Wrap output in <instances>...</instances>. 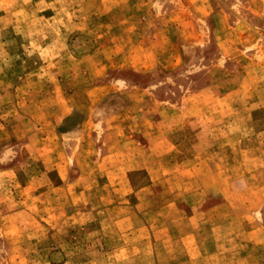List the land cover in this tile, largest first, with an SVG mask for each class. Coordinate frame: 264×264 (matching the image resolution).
Returning <instances> with one entry per match:
<instances>
[{"label": "rangeland", "instance_id": "1", "mask_svg": "<svg viewBox=\"0 0 264 264\" xmlns=\"http://www.w3.org/2000/svg\"><path fill=\"white\" fill-rule=\"evenodd\" d=\"M0 264H264V0H0Z\"/></svg>", "mask_w": 264, "mask_h": 264}]
</instances>
